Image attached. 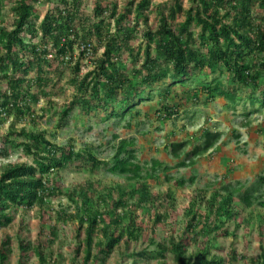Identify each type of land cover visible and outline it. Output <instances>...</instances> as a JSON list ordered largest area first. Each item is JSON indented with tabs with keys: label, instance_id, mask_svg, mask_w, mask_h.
<instances>
[{
	"label": "trees",
	"instance_id": "trees-1",
	"mask_svg": "<svg viewBox=\"0 0 264 264\" xmlns=\"http://www.w3.org/2000/svg\"><path fill=\"white\" fill-rule=\"evenodd\" d=\"M35 1L16 0L11 4V26L0 20V120L12 117L7 132L0 135V158L6 159L18 150L33 158V163H11L0 173V231L11 225L16 210L41 209L64 196L73 204V211L68 212L67 206L55 211L57 223H75L84 235L75 247L71 264H105L123 240L148 245L130 255V264L161 262L166 254H171L176 264H225V258L217 253V238L235 235L225 225L247 228L256 221L259 230L264 229V216L256 218L251 213L255 207L264 208V176L244 190L240 184L213 190L204 213L199 203L205 200V190L195 194L183 211L187 221L182 234L157 241L153 231L171 218L174 192L151 193L147 180L157 178L160 170L165 181L171 182L172 177L165 173L168 166L154 159L147 169L137 159L134 139L121 140L112 159L100 161L92 147L76 150L72 143L57 145L46 139L43 131L29 133L24 127L17 131L15 122L32 114L33 87L55 89L68 72L75 93L59 112L60 128L76 107L86 114L102 112L105 120L121 122L126 117H139L137 107L150 101L154 92L160 104L156 111L159 121L180 116L188 101L208 105L220 99L223 108L234 114L240 105L243 110L252 108L241 123L249 127L250 116L264 112V0H191L189 9L183 8L181 0H173L169 6L157 7V28L145 27L141 52L130 42L140 16L149 10L150 0H138L134 6L130 1V7L120 13L116 4L102 7L97 3L92 17L82 10L81 0H53L56 5L49 7L40 20ZM132 12L136 20L122 24ZM180 15L184 20L176 22ZM94 16L101 19L94 22ZM143 19L147 25V17ZM111 20L116 33L108 32ZM124 54L131 59L128 70L121 67ZM83 60L91 69L81 74ZM189 83L194 85L190 89ZM177 85L185 90L184 99L174 89ZM222 135L205 129L190 149V143L184 141L171 142L165 150L174 159L183 156L178 167L193 165L197 157L218 144ZM82 163L91 174L102 166L130 180L131 185L119 184L102 194H97L93 180L65 191L53 185L57 171L79 168ZM173 182L184 184L183 180ZM244 210L250 211L240 219ZM144 213H149L151 227L148 223L144 226ZM56 238L58 225H43L34 243H18L22 259L31 252L38 264H57L54 251H50ZM7 246L8 240L0 244V264H8ZM190 247L193 251L188 254ZM259 249L251 264H264V245ZM236 258L232 248L229 264H235Z\"/></svg>",
	"mask_w": 264,
	"mask_h": 264
},
{
	"label": "rangeland",
	"instance_id": "rangeland-1",
	"mask_svg": "<svg viewBox=\"0 0 264 264\" xmlns=\"http://www.w3.org/2000/svg\"><path fill=\"white\" fill-rule=\"evenodd\" d=\"M14 1L16 0H0V20H4L5 25L8 27L11 26L14 16L10 9ZM130 1H133L134 6L138 0H81V7L87 15L92 17L94 6L97 3L102 7L116 4L117 13H120L125 7H130L128 5ZM172 1L150 0L149 10L140 16L141 19L139 18V25L136 27V33L134 34L135 38L130 42L135 48H139L140 52L145 44L142 36L145 27L152 30L157 28V7L169 6ZM181 3L184 9L193 6L191 0H181ZM33 5L40 20L47 9L55 6L56 2L53 0H36ZM144 17H147V25H144ZM100 19L101 17L94 16V22ZM128 20L130 22L136 20L135 12L129 14L122 24H125ZM183 20L184 16L180 15L175 21L182 22ZM0 24L3 23L0 22ZM192 28L196 31L199 30L195 26ZM115 30L114 22L111 20L108 32L116 33ZM101 51L102 48L99 53ZM78 53L79 50L76 47L75 55L78 56ZM126 57V54H124L121 59V67L128 70L131 59ZM86 63L85 60L81 62V74L91 69ZM71 77L72 75L66 72L61 77L58 87L52 90H49V87L43 89L33 87L31 93L35 97L32 98L30 103L32 114L28 113L24 121L15 122V129L18 131L24 127L29 133L43 131L46 139L51 142L61 146L72 143L76 150L92 147L100 161L108 162L114 156L116 147L121 140L134 139L132 147L135 150L137 159L144 163L147 169H150L152 160L160 161L163 165L169 167L165 173L172 177L171 182L165 181L164 173L159 170L157 171V178H148L147 180L151 193L162 194L171 189L174 192L175 199V209L170 210L172 216L169 221L157 225L153 231L155 240L162 241L171 235L178 236L182 234L184 222L187 221L183 211L188 207L190 199L195 194H200L201 191L205 190V200L199 203L200 210L204 213L207 209L206 200L213 190L220 189L223 186L234 187L238 184L244 190L251 185H255L258 177L264 176V112L250 116L251 125L243 127L241 123L244 121L245 114L252 109L250 107L243 110V106L240 105L234 114L223 108L220 99L208 105H202L198 102L194 104V102L188 101L184 104L185 109L180 116L170 121H159L156 118V111H158L160 104L158 103L157 93L154 92L150 101L142 102L137 107L141 111L139 117L137 116L131 120L126 117L121 122L116 119L105 120L102 112L99 114L95 112L86 114L79 110V107H76L70 117L64 121V126L60 128L57 125L59 112L75 93L73 86L70 84ZM163 85L159 84L158 86L163 87ZM193 86H190L189 83L187 88L190 89ZM174 89L178 90L182 99L186 97V94H183L185 90L182 87L177 85ZM144 113L149 116H144ZM11 121L12 117L10 116L0 120V135L7 132ZM127 124L130 126H127ZM183 125H186L185 130L182 129ZM205 129L212 132L220 131L223 134L221 140L207 154L197 157L193 165L178 167V163L183 161V156L174 159L165 150V145L171 142L188 141L190 143L188 149H190L198 143L199 137ZM223 157L224 160H222ZM22 162L33 163V158L20 152V150L6 159L0 158V173L11 163ZM191 179L193 180L191 181ZM88 180L96 182L97 194H102L107 189L116 187L119 184L129 187L131 185L130 180L121 175L111 174L102 166L91 174L84 163L79 168L76 166L57 171L52 178V183L65 191ZM174 180H183L184 184L177 186L173 182ZM66 206L68 212L73 211V204L62 196L41 209L34 207L26 211L16 210L11 225L0 231V244L2 241L8 240L7 247L10 251L8 264H38L37 258L31 252L28 253V258L22 259L18 243L20 241L34 243L43 225H50L51 227L56 224L58 225V238L53 243L52 250H48L54 251L53 258L57 261V264H71L75 247L82 242L84 235L83 231L78 232L75 223H57L58 220L54 212ZM248 211L250 210H244L240 219L246 217ZM251 213L256 218L259 214L264 216V208L255 207ZM148 216L149 213H144L142 221L144 226L148 223V227H151L152 223L147 220ZM235 227L236 224L232 223L224 226L229 233H235V235L217 238L216 242L220 247L217 253L225 258V264H229L228 254L233 248L237 256L235 264H251V259L255 260L259 255L260 245H264V229L260 231L256 221L247 228L241 225L238 228ZM147 246L146 242L127 243L126 240H123L105 264H130L132 261L130 255ZM192 251L193 248L190 247L188 254ZM46 252L48 253L47 250ZM48 264L56 263L49 262ZM149 264H176V261L171 254H166L163 261L153 260Z\"/></svg>",
	"mask_w": 264,
	"mask_h": 264
},
{
	"label": "crops",
	"instance_id": "crops-1",
	"mask_svg": "<svg viewBox=\"0 0 264 264\" xmlns=\"http://www.w3.org/2000/svg\"><path fill=\"white\" fill-rule=\"evenodd\" d=\"M225 156V155H224ZM222 160H224V157L222 158Z\"/></svg>",
	"mask_w": 264,
	"mask_h": 264
}]
</instances>
